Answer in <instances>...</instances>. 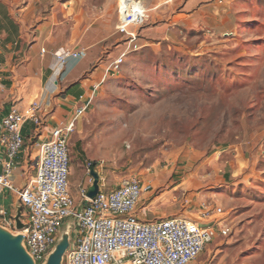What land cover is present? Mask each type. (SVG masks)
Masks as SVG:
<instances>
[{
  "label": "rangeland",
  "instance_id": "374dc122",
  "mask_svg": "<svg viewBox=\"0 0 264 264\" xmlns=\"http://www.w3.org/2000/svg\"><path fill=\"white\" fill-rule=\"evenodd\" d=\"M135 1L147 11L134 29L142 47L70 134L72 193L88 163L103 161L105 189L130 178L153 185L138 209L148 220L224 207L230 233L192 264H264V0ZM82 2L85 26L118 32L121 0ZM65 229L75 231L73 218L57 241Z\"/></svg>",
  "mask_w": 264,
  "mask_h": 264
},
{
  "label": "built area",
  "instance_id": "2783aa9c",
  "mask_svg": "<svg viewBox=\"0 0 264 264\" xmlns=\"http://www.w3.org/2000/svg\"><path fill=\"white\" fill-rule=\"evenodd\" d=\"M135 4L140 1L126 0L119 4L117 30L126 35L128 47L108 66L107 73L119 74L128 54L141 48L137 44L140 33L134 29L145 23L147 11L143 4L140 8ZM84 55L85 51H79L60 54L58 58L64 66L69 57ZM98 87L76 109L69 123L57 126L50 140L39 143L37 175L23 188L15 187L10 176L14 159L24 146L22 126L26 121L42 124L39 115L42 102H33L26 111L13 106L2 120L0 143L7 159L0 184L19 196L28 252L41 264L55 246L65 221L73 218L76 229L63 264H192L216 238L230 233L229 214L224 207L204 205L197 220L180 217L145 220L140 218L137 208L153 185L137 178L105 189L100 176L99 191L94 198L87 196L88 189L84 186L80 188L79 199L73 195L69 137ZM103 164V161L88 163V173ZM90 181L92 185V177ZM0 223L10 229L14 227V220H8L4 210H0Z\"/></svg>",
  "mask_w": 264,
  "mask_h": 264
},
{
  "label": "crops",
  "instance_id": "0c3cea01",
  "mask_svg": "<svg viewBox=\"0 0 264 264\" xmlns=\"http://www.w3.org/2000/svg\"><path fill=\"white\" fill-rule=\"evenodd\" d=\"M34 1L0 0V133L2 120L13 106L26 111L33 102H42V124L26 121L22 126L24 146L14 159L10 176L17 188L37 175L39 143L50 140L57 126L71 121L95 87L113 75L107 73L108 66L128 47L117 31L84 25L82 0H46L45 12L36 11ZM79 51L85 55L69 57L62 66L58 55ZM6 159L0 143V176L5 173ZM90 179L87 171L80 177L76 198L81 186L89 189ZM174 184L172 189L180 185ZM19 203V196L0 184V210L14 220L13 228ZM139 206L138 215L148 220L149 215L139 211ZM22 219L24 222V213Z\"/></svg>",
  "mask_w": 264,
  "mask_h": 264
},
{
  "label": "water",
  "instance_id": "95a60500",
  "mask_svg": "<svg viewBox=\"0 0 264 264\" xmlns=\"http://www.w3.org/2000/svg\"><path fill=\"white\" fill-rule=\"evenodd\" d=\"M90 175L93 178V183L87 191V196L94 198L99 191L100 174L93 168ZM22 216L23 206L19 203L15 217V228L18 230V234L13 233L10 228L0 223V264H37L25 246V235L22 232L25 223ZM70 241V229L63 230L61 238L41 264H63Z\"/></svg>",
  "mask_w": 264,
  "mask_h": 264
},
{
  "label": "bare ground",
  "instance_id": "6f19581e",
  "mask_svg": "<svg viewBox=\"0 0 264 264\" xmlns=\"http://www.w3.org/2000/svg\"><path fill=\"white\" fill-rule=\"evenodd\" d=\"M122 1V3L124 2V1H126V0H121ZM142 3L140 2V4H135V7H138V8H140V6L139 5H141ZM144 8V7H143Z\"/></svg>",
  "mask_w": 264,
  "mask_h": 264
},
{
  "label": "trees",
  "instance_id": "16d2710c",
  "mask_svg": "<svg viewBox=\"0 0 264 264\" xmlns=\"http://www.w3.org/2000/svg\"><path fill=\"white\" fill-rule=\"evenodd\" d=\"M96 162H94V164H95Z\"/></svg>",
  "mask_w": 264,
  "mask_h": 264
}]
</instances>
